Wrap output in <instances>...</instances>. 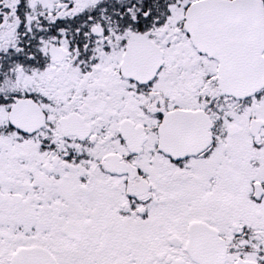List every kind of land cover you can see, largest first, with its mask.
Masks as SVG:
<instances>
[{
  "label": "snow or ice",
  "instance_id": "1",
  "mask_svg": "<svg viewBox=\"0 0 264 264\" xmlns=\"http://www.w3.org/2000/svg\"><path fill=\"white\" fill-rule=\"evenodd\" d=\"M0 264H264V0H0Z\"/></svg>",
  "mask_w": 264,
  "mask_h": 264
}]
</instances>
